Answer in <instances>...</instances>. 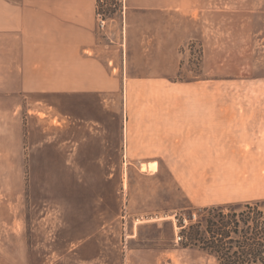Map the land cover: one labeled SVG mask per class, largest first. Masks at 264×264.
I'll return each mask as SVG.
<instances>
[{
	"label": "rangeland",
	"instance_id": "1",
	"mask_svg": "<svg viewBox=\"0 0 264 264\" xmlns=\"http://www.w3.org/2000/svg\"><path fill=\"white\" fill-rule=\"evenodd\" d=\"M100 4L99 32L115 37L197 32L171 80L191 96L183 107L213 109L231 137L207 164H113L120 150L97 158L93 136L119 128L120 114L102 125L101 99L77 115L76 102L3 83L0 68V264H218L185 230L205 225V207L264 200V0H197L165 21ZM206 32L229 35L207 55Z\"/></svg>",
	"mask_w": 264,
	"mask_h": 264
},
{
	"label": "crops",
	"instance_id": "2",
	"mask_svg": "<svg viewBox=\"0 0 264 264\" xmlns=\"http://www.w3.org/2000/svg\"><path fill=\"white\" fill-rule=\"evenodd\" d=\"M121 1L126 11L156 12L164 21L170 10L186 15L197 3ZM97 7L98 0H0V68L8 79L3 83L55 93L65 104L76 102L77 115L85 100L101 99L95 116L102 118V125L107 116L120 114L119 128L93 136L99 159L107 157L105 150L119 149L120 161L110 163L213 162V142L231 137L228 126L223 124L220 131L213 109L183 107L191 96L182 93L180 81L171 80L181 68L182 46L197 32H122L115 37L99 32ZM215 35L226 37L229 32H206L207 55L218 45ZM104 101L114 103L106 106Z\"/></svg>",
	"mask_w": 264,
	"mask_h": 264
},
{
	"label": "trees",
	"instance_id": "3",
	"mask_svg": "<svg viewBox=\"0 0 264 264\" xmlns=\"http://www.w3.org/2000/svg\"><path fill=\"white\" fill-rule=\"evenodd\" d=\"M203 211L205 225L185 230L193 244L215 256L218 264H264V200L214 205Z\"/></svg>",
	"mask_w": 264,
	"mask_h": 264
},
{
	"label": "built area",
	"instance_id": "4",
	"mask_svg": "<svg viewBox=\"0 0 264 264\" xmlns=\"http://www.w3.org/2000/svg\"><path fill=\"white\" fill-rule=\"evenodd\" d=\"M99 20H100V26L102 27V28H104L105 27V25H106V19H104V17H103V15L102 14H99ZM179 237V239H181V236H178Z\"/></svg>",
	"mask_w": 264,
	"mask_h": 264
},
{
	"label": "bare ground",
	"instance_id": "5",
	"mask_svg": "<svg viewBox=\"0 0 264 264\" xmlns=\"http://www.w3.org/2000/svg\"><path fill=\"white\" fill-rule=\"evenodd\" d=\"M144 167H146V166H144Z\"/></svg>",
	"mask_w": 264,
	"mask_h": 264
}]
</instances>
